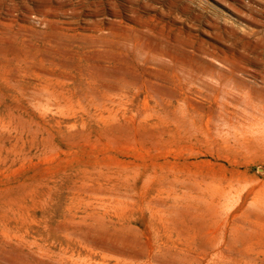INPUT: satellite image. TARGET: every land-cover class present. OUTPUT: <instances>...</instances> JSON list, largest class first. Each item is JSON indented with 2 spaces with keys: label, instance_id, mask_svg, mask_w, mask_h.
<instances>
[{
  "label": "rangeland",
  "instance_id": "rangeland-1",
  "mask_svg": "<svg viewBox=\"0 0 264 264\" xmlns=\"http://www.w3.org/2000/svg\"><path fill=\"white\" fill-rule=\"evenodd\" d=\"M263 101L264 0H0V264H264Z\"/></svg>",
  "mask_w": 264,
  "mask_h": 264
},
{
  "label": "bare ground",
  "instance_id": "bare-ground-1",
  "mask_svg": "<svg viewBox=\"0 0 264 264\" xmlns=\"http://www.w3.org/2000/svg\"><path fill=\"white\" fill-rule=\"evenodd\" d=\"M123 39H124V38H123ZM207 57H208V56H207ZM245 88H246V87H245ZM246 91H247V90H246ZM248 91H249V90H248ZM251 93H252V92H251ZM205 95H206V94H205ZM246 96H247V95H246ZM247 97H248V96H247ZM250 98H252V97H250ZM242 102H243V101H242ZM263 103H264V101H263ZM209 104H210V103H208V105H209ZM217 104H218V103H217ZM240 104H241V102L239 103V105H240ZM249 104H250V103H249ZM239 105H238V106H239ZM216 109H217V108H216ZM216 109H215V110H216ZM223 109H225V108H223ZM247 109H248V108H247ZM260 109H261V108H260ZM219 110H220V109H219ZM225 110H226V109H225ZM221 111H222V110H221ZM216 112H219V111H216ZM223 114H224V113H223ZM228 114H229V113H228ZM228 114H227V115H228ZM232 116H233V115H232ZM227 117H228V116H227ZM233 117H234V116H233ZM214 118H215V117H214ZM231 119H232V117H231ZM216 121H217V120H216ZM218 121H219V120H218ZM233 125H234V124H233ZM235 202H236V201H235ZM238 202H239V201H238ZM208 204L210 205L211 203H208ZM235 204H236V203H235ZM212 205H213V204H212ZM219 205H220V204H218V207H219ZM206 206H207V205H206ZM213 206H214V205H213ZM212 208H214V207H212ZM216 208H217V207H216ZM234 208H236V207H234ZM212 211H214V210H212ZM228 216H230V215H228ZM228 216H227V219H228Z\"/></svg>",
  "mask_w": 264,
  "mask_h": 264
}]
</instances>
